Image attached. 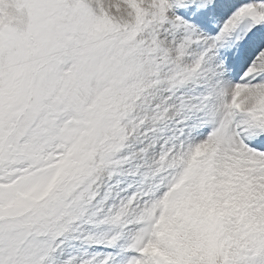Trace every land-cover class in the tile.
I'll return each instance as SVG.
<instances>
[{"label": "snow or ice", "instance_id": "1", "mask_svg": "<svg viewBox=\"0 0 264 264\" xmlns=\"http://www.w3.org/2000/svg\"><path fill=\"white\" fill-rule=\"evenodd\" d=\"M0 264H264V0H0Z\"/></svg>", "mask_w": 264, "mask_h": 264}]
</instances>
